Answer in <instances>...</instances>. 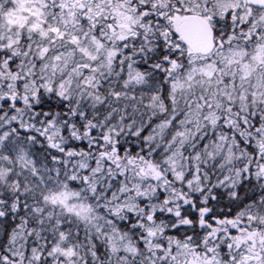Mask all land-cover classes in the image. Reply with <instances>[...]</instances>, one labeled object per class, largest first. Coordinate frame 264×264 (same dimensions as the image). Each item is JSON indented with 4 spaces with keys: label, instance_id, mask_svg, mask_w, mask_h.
Wrapping results in <instances>:
<instances>
[{
    "label": "snow or ice",
    "instance_id": "snow-or-ice-1",
    "mask_svg": "<svg viewBox=\"0 0 264 264\" xmlns=\"http://www.w3.org/2000/svg\"><path fill=\"white\" fill-rule=\"evenodd\" d=\"M0 264H264V0H0Z\"/></svg>",
    "mask_w": 264,
    "mask_h": 264
}]
</instances>
